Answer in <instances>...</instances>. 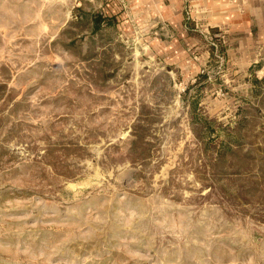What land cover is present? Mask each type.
Wrapping results in <instances>:
<instances>
[{
	"label": "rangeland",
	"instance_id": "obj_1",
	"mask_svg": "<svg viewBox=\"0 0 264 264\" xmlns=\"http://www.w3.org/2000/svg\"><path fill=\"white\" fill-rule=\"evenodd\" d=\"M101 7L0 0V264H264V41Z\"/></svg>",
	"mask_w": 264,
	"mask_h": 264
},
{
	"label": "crops",
	"instance_id": "obj_2",
	"mask_svg": "<svg viewBox=\"0 0 264 264\" xmlns=\"http://www.w3.org/2000/svg\"><path fill=\"white\" fill-rule=\"evenodd\" d=\"M94 1L102 6L105 15L117 14L126 23H133L131 26L137 24L153 29L161 37L156 39L167 42L169 46L178 42L180 45L189 43L193 47L195 40L192 34L197 33L199 27L221 31L224 42L234 47L240 44L236 51H241L243 57L251 55L252 43L264 41V0ZM186 20L190 22L189 26ZM162 37L171 39L170 43Z\"/></svg>",
	"mask_w": 264,
	"mask_h": 264
},
{
	"label": "trees",
	"instance_id": "obj_3",
	"mask_svg": "<svg viewBox=\"0 0 264 264\" xmlns=\"http://www.w3.org/2000/svg\"><path fill=\"white\" fill-rule=\"evenodd\" d=\"M111 20V17L106 16L101 11L96 12L92 17V32H96L100 29L101 25Z\"/></svg>",
	"mask_w": 264,
	"mask_h": 264
}]
</instances>
